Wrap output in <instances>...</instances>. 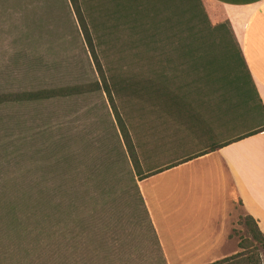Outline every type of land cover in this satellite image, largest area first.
Returning <instances> with one entry per match:
<instances>
[{
  "label": "rangeland",
  "instance_id": "1",
  "mask_svg": "<svg viewBox=\"0 0 264 264\" xmlns=\"http://www.w3.org/2000/svg\"><path fill=\"white\" fill-rule=\"evenodd\" d=\"M117 1L0 0V93L99 79L76 5L102 36L101 65L139 161L140 152L169 158L193 151L186 123L196 108H218L227 137L262 123L255 92L230 84L226 55L236 47L231 35L212 30L225 22L212 2L199 0L205 22L187 26L164 0ZM116 9L128 16L99 23ZM129 14L155 17L151 46ZM146 78L160 81L163 91L126 88ZM120 140L101 90L0 107V264H165ZM43 200L62 204L57 225ZM230 220L234 245L264 264V245L251 239L238 202Z\"/></svg>",
  "mask_w": 264,
  "mask_h": 264
},
{
  "label": "crops",
  "instance_id": "2",
  "mask_svg": "<svg viewBox=\"0 0 264 264\" xmlns=\"http://www.w3.org/2000/svg\"><path fill=\"white\" fill-rule=\"evenodd\" d=\"M226 21L263 112L255 127L227 137L221 111H190L186 128L196 148L188 154L140 157L135 179L165 264H211L242 251L230 238L238 202L264 235V0H207ZM142 206V207H143Z\"/></svg>",
  "mask_w": 264,
  "mask_h": 264
},
{
  "label": "trees",
  "instance_id": "3",
  "mask_svg": "<svg viewBox=\"0 0 264 264\" xmlns=\"http://www.w3.org/2000/svg\"><path fill=\"white\" fill-rule=\"evenodd\" d=\"M71 2L72 4H75V0H71ZM115 5L121 6L122 5L121 0L117 1ZM182 6L185 8H182ZM74 7L78 14V19H79V23L82 29L81 32H82L85 45L88 48V51L91 55V58L95 66V70L99 76V79L93 82H89V83H80V84H74V85L38 88V89L21 90V91L1 92L0 93V107L41 103L45 101L62 99V98L77 96V95L101 90L108 96L110 103H111L113 115H114L116 125L119 131L120 139H121L120 146L123 149L122 161L124 162L125 160H127L131 164L133 170H135V174L136 176H138V179H140L141 176L139 174V160H138V156L136 153L135 145L132 141L130 132L127 126L125 125L121 114L119 113L116 106L113 104L112 87L110 86L107 80V77L105 75L104 69L101 65L100 56L98 52L99 50L96 46L97 45L96 40L101 39L102 36L101 34L94 33L90 30V27L85 17L81 15L76 5H74ZM163 7L166 9H169V8L179 9V11L177 12L178 15L175 16L178 19L176 21L179 25L194 26V25H199L205 22L206 16L203 13L199 0H164ZM122 12H125V11L123 10L120 11L119 9L112 10L110 15H107L106 19L100 20L99 23L102 25H108L107 24L108 20L118 23V21L120 20V17L128 16L127 13H122ZM129 16L132 17L130 18L132 23H136V22L140 23L145 33L144 40L146 41V44L151 46V43L155 40V35L150 32L151 30L150 28L154 26V24L157 22L155 20V17H146V16L137 17L138 15L136 14H129ZM212 30L219 31V32L223 30L224 33L231 35L230 39L232 38V41L235 44V47H236L235 50L233 52L229 51L228 52L229 54L226 55V58L231 63V64L227 63L226 67L227 66L229 67L231 65V69H233V72H234L232 74V80H230V84L233 86H236L239 89L249 87L251 90L255 92L253 82L244 64L240 49L238 45L236 44V42L234 41V37L230 30L228 22L225 21L224 24L223 23L217 24L216 26L213 27ZM192 34H193L192 32L189 33V35H192ZM190 50H193V53H194V48H191V46H190ZM139 86L141 87L140 89L142 90L147 89L149 91H153V92L155 91L156 93L163 91L164 89V85L160 81H157L155 79H150V78H146V79H143L137 82H127L126 83V88L129 90H133V91H137L139 89ZM121 88L122 87L118 88V90H121ZM166 96L169 97L170 95L167 94ZM263 130H264V127H261L255 131L247 133L246 135H251L253 133H257ZM129 172L131 173V169L129 170ZM132 182H133L135 192L139 199L138 201L143 206V201L139 194L134 177L132 178ZM43 201L47 209L46 217L54 220V222L57 225L56 219H54L53 217H55V215L59 212L62 204L61 203L52 204L51 201L50 202L45 201V200ZM143 210L147 216V212L144 206H143ZM246 218L248 220V222L246 223V226L251 236V239L259 243L260 245H264V235L259 230L257 224L250 216H246ZM211 264H262V263L260 262L257 254L249 253V252L244 253L242 251L233 256L226 257L221 260L215 261Z\"/></svg>",
  "mask_w": 264,
  "mask_h": 264
}]
</instances>
